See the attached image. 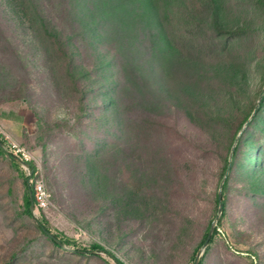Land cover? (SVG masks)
I'll return each mask as SVG.
<instances>
[{"label":"rangeland","instance_id":"1","mask_svg":"<svg viewBox=\"0 0 264 264\" xmlns=\"http://www.w3.org/2000/svg\"><path fill=\"white\" fill-rule=\"evenodd\" d=\"M263 91L264 0H0V264H194L238 135L202 264H264Z\"/></svg>","mask_w":264,"mask_h":264},{"label":"water","instance_id":"2","mask_svg":"<svg viewBox=\"0 0 264 264\" xmlns=\"http://www.w3.org/2000/svg\"><path fill=\"white\" fill-rule=\"evenodd\" d=\"M264 91L261 93V96L263 95ZM249 123V121L247 122ZM239 136H237L236 140H235V144L233 146V149H232V152L230 154V158H229V164H228V167H227V171L221 181V184H220V188H219V191H218V202H219V208H218V213H217V216H216V219L212 221L211 223V227H210V230L207 234V237L206 239L204 240L203 242V245H202V250L198 253L196 259H195V262L194 264H200V258H201V255H202V252H203V249L206 248V246L209 244L211 238H212V235L214 233V230H215V227H216V220L218 219V217L220 216V214L222 213L223 211V208H224V199H223V187H224V183H225V180L229 174V171L232 167V163H233V152H234V149H235V146L238 142V139H239ZM2 143L1 141V138H0V144ZM16 159L20 160L21 162L27 164L28 162L25 161V160H22L20 157L18 156H14ZM28 184H29V180H28ZM30 188V187H29ZM30 195H31V207L33 208L34 207V198H33V191L32 189L30 188ZM39 224L41 225V227L43 228V230L51 237L53 238V240H55L58 244H63V241L54 233L52 232L50 229H48L40 220H38Z\"/></svg>","mask_w":264,"mask_h":264},{"label":"built area","instance_id":"3","mask_svg":"<svg viewBox=\"0 0 264 264\" xmlns=\"http://www.w3.org/2000/svg\"><path fill=\"white\" fill-rule=\"evenodd\" d=\"M0 135L4 139V148L6 152L14 156L20 157L22 160L29 158V151L19 142L11 138L10 134L4 130L3 125L0 123Z\"/></svg>","mask_w":264,"mask_h":264},{"label":"trees","instance_id":"4","mask_svg":"<svg viewBox=\"0 0 264 264\" xmlns=\"http://www.w3.org/2000/svg\"><path fill=\"white\" fill-rule=\"evenodd\" d=\"M0 138H1V141H2V143L0 144V151L1 152H6V150H5V148H4V139H3V137H1V135H0ZM235 147H238V145L236 144V146ZM12 157H13V161H15V162H17V160H16V158L14 157V155H12V154H10ZM225 183H226V180H225ZM224 183V184H225ZM33 198H34V200H35V196H34V192H33ZM27 210H28V212L30 213V214H33V208L31 207V195H30V192H29V195H28V198H27ZM224 208H225V203H224ZM223 208V209H224ZM215 231H217V227H215ZM208 234V233H207ZM207 234H206V236H205V238H204V240L206 239V237H207ZM213 237H214V233H213V235H212V238H211V240H210V242L213 240ZM62 240V239H61ZM55 241V240H54ZM56 242V241H55ZM209 242V243H210ZM95 250H101V251H106V252H108V253H110L111 254V252L109 251V250H107L101 243H99V242H95V243H93L92 245H91V248L90 249H86V248H83V249H81V250H79L80 252H91V251H95ZM112 255V254H111ZM113 256V255H112ZM114 257V256H113ZM119 262H120V264H125L124 262H122L121 260H118ZM203 263V259H202V255H201V258H200V264H202Z\"/></svg>","mask_w":264,"mask_h":264}]
</instances>
